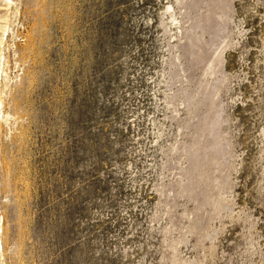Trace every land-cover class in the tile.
Instances as JSON below:
<instances>
[{"label":"rangeland","instance_id":"374dc122","mask_svg":"<svg viewBox=\"0 0 264 264\" xmlns=\"http://www.w3.org/2000/svg\"><path fill=\"white\" fill-rule=\"evenodd\" d=\"M0 37V264H264V0H0Z\"/></svg>","mask_w":264,"mask_h":264},{"label":"bare ground","instance_id":"6f19581e","mask_svg":"<svg viewBox=\"0 0 264 264\" xmlns=\"http://www.w3.org/2000/svg\"><path fill=\"white\" fill-rule=\"evenodd\" d=\"M4 10V9H3ZM5 31V30H4ZM1 38V37H0ZM2 39V38H1ZM0 43H2V40H0ZM1 53V50H0ZM1 57V56H0ZM1 96V95H0ZM2 113V96L0 97V114Z\"/></svg>","mask_w":264,"mask_h":264}]
</instances>
